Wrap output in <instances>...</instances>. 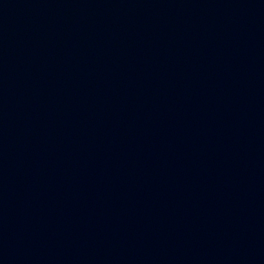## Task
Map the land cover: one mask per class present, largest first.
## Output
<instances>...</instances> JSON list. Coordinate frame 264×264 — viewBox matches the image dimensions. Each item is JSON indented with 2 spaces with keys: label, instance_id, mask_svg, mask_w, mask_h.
Segmentation results:
<instances>
[{
  "label": "water",
  "instance_id": "obj_1",
  "mask_svg": "<svg viewBox=\"0 0 264 264\" xmlns=\"http://www.w3.org/2000/svg\"><path fill=\"white\" fill-rule=\"evenodd\" d=\"M0 264H264V0H0Z\"/></svg>",
  "mask_w": 264,
  "mask_h": 264
}]
</instances>
